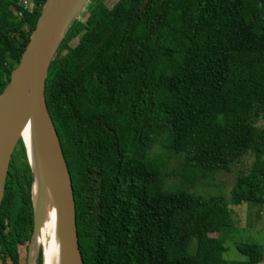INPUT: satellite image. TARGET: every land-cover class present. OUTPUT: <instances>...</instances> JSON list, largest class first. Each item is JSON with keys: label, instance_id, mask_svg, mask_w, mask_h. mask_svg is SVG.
Masks as SVG:
<instances>
[{"label": "trees", "instance_id": "1", "mask_svg": "<svg viewBox=\"0 0 264 264\" xmlns=\"http://www.w3.org/2000/svg\"><path fill=\"white\" fill-rule=\"evenodd\" d=\"M35 1L18 18L0 0V94L46 0ZM44 94L83 264H227L228 204L189 187L251 151L255 163L232 199L264 204V0H88L52 58ZM155 144L165 152L150 157ZM169 175L174 190L164 189ZM31 188L19 141L0 208V264H20V238L33 230ZM235 249L246 259L238 264H264L256 244Z\"/></svg>", "mask_w": 264, "mask_h": 264}, {"label": "water", "instance_id": "2", "mask_svg": "<svg viewBox=\"0 0 264 264\" xmlns=\"http://www.w3.org/2000/svg\"><path fill=\"white\" fill-rule=\"evenodd\" d=\"M87 1H45L19 63L12 70L9 82L0 94V208L12 155L19 141L22 142L23 132L28 130L35 147L40 183V194L35 199V175L30 170L34 209L33 238L41 228L48 196L55 211L62 264H83V260L77 236L72 181L47 110L44 90L52 58L67 29ZM22 144L27 158L25 145ZM40 249L36 247L34 258L30 256V264H36Z\"/></svg>", "mask_w": 264, "mask_h": 264}, {"label": "rangeland", "instance_id": "3", "mask_svg": "<svg viewBox=\"0 0 264 264\" xmlns=\"http://www.w3.org/2000/svg\"><path fill=\"white\" fill-rule=\"evenodd\" d=\"M94 7L95 6L88 11V14ZM22 17L23 16H18V18ZM80 19L84 20L83 17ZM263 125L264 120H261L257 126L261 128ZM164 152L165 151L161 149L158 144H155L150 150V157L162 156ZM255 160V154L249 151L243 155L238 162L236 161L231 165L228 171L214 173L208 176L204 181L200 183L197 181L189 187V192L195 196L203 198L212 197L217 200L222 199L228 204L232 224L221 233L225 247L222 256L227 264L243 263L246 260L236 251L235 248L238 244L252 243L256 244L261 250H264V204L249 202L236 204L232 199V191L238 187L243 177L249 173ZM177 162V159H171L168 166L174 168ZM163 182L164 189L166 190H174L180 185L173 175H169ZM262 185H264V182ZM259 192L264 198V190L259 188ZM46 204L45 211L47 209ZM211 236L216 237V234H212ZM33 244V233H24L21 236L18 247L20 264H30V256H33V253L36 254V250H33Z\"/></svg>", "mask_w": 264, "mask_h": 264}, {"label": "bare ground", "instance_id": "4", "mask_svg": "<svg viewBox=\"0 0 264 264\" xmlns=\"http://www.w3.org/2000/svg\"><path fill=\"white\" fill-rule=\"evenodd\" d=\"M21 138L27 152V163L30 167V170H32L35 175V181L33 183V195L34 198L37 199V196L40 194V183L37 176V157L30 131H24ZM46 206L47 209L43 217L41 228L34 238L33 250L35 251L37 246L41 248L43 264H62L60 246L56 231L55 211L48 196Z\"/></svg>", "mask_w": 264, "mask_h": 264}, {"label": "built area", "instance_id": "5", "mask_svg": "<svg viewBox=\"0 0 264 264\" xmlns=\"http://www.w3.org/2000/svg\"><path fill=\"white\" fill-rule=\"evenodd\" d=\"M19 9L18 16H23L24 13H33L36 1L35 0H10Z\"/></svg>", "mask_w": 264, "mask_h": 264}]
</instances>
